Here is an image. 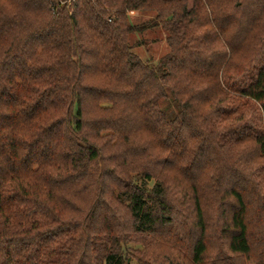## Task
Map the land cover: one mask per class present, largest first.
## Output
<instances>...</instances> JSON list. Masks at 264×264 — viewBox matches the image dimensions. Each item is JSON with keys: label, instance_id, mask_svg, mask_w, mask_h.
<instances>
[{"label": "trees", "instance_id": "16d2710c", "mask_svg": "<svg viewBox=\"0 0 264 264\" xmlns=\"http://www.w3.org/2000/svg\"><path fill=\"white\" fill-rule=\"evenodd\" d=\"M129 255L264 264V0H0V264Z\"/></svg>", "mask_w": 264, "mask_h": 264}, {"label": "rangeland", "instance_id": "374dc122", "mask_svg": "<svg viewBox=\"0 0 264 264\" xmlns=\"http://www.w3.org/2000/svg\"><path fill=\"white\" fill-rule=\"evenodd\" d=\"M152 16L153 13L151 12H135L129 14V20H131L133 24H142L149 21ZM138 41L142 42V44L136 46L134 51L143 61H148L150 63L157 62L170 51L167 43V34L160 28L151 29L142 35L136 34L133 42L135 43ZM163 107L170 116L174 117L177 114L176 109L169 104V101L163 104ZM132 248L137 249L135 245H133ZM133 249H131L130 252L135 254V250ZM129 259V264H138V261L133 256L129 255Z\"/></svg>", "mask_w": 264, "mask_h": 264}]
</instances>
